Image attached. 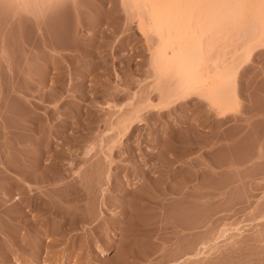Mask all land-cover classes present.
<instances>
[{
  "label": "rangeland",
  "instance_id": "obj_1",
  "mask_svg": "<svg viewBox=\"0 0 264 264\" xmlns=\"http://www.w3.org/2000/svg\"><path fill=\"white\" fill-rule=\"evenodd\" d=\"M179 3L0 0V264H264V20Z\"/></svg>",
  "mask_w": 264,
  "mask_h": 264
},
{
  "label": "bare ground",
  "instance_id": "obj_2",
  "mask_svg": "<svg viewBox=\"0 0 264 264\" xmlns=\"http://www.w3.org/2000/svg\"><path fill=\"white\" fill-rule=\"evenodd\" d=\"M151 7V12L155 16V23L158 27L163 28L171 23V14L179 13L181 2L179 0H147ZM257 1V0H256ZM229 0L232 16L240 18L241 13L257 16L261 21L264 20V5L261 7L262 0Z\"/></svg>",
  "mask_w": 264,
  "mask_h": 264
},
{
  "label": "snow or ice",
  "instance_id": "obj_3",
  "mask_svg": "<svg viewBox=\"0 0 264 264\" xmlns=\"http://www.w3.org/2000/svg\"><path fill=\"white\" fill-rule=\"evenodd\" d=\"M262 2H264V0H262Z\"/></svg>",
  "mask_w": 264,
  "mask_h": 264
}]
</instances>
